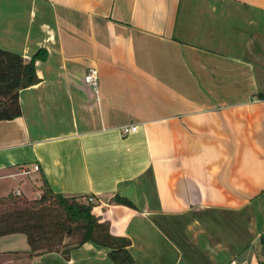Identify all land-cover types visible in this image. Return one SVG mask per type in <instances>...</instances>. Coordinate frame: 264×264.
Masks as SVG:
<instances>
[{
	"label": "crops",
	"instance_id": "0c3cea01",
	"mask_svg": "<svg viewBox=\"0 0 264 264\" xmlns=\"http://www.w3.org/2000/svg\"><path fill=\"white\" fill-rule=\"evenodd\" d=\"M0 47L47 52L21 115L0 121V197L39 198L44 173L93 197L135 264H259L264 0H0ZM75 242L31 252L25 234L1 235L0 264H114Z\"/></svg>",
	"mask_w": 264,
	"mask_h": 264
},
{
	"label": "trees",
	"instance_id": "16d2710c",
	"mask_svg": "<svg viewBox=\"0 0 264 264\" xmlns=\"http://www.w3.org/2000/svg\"><path fill=\"white\" fill-rule=\"evenodd\" d=\"M46 57V50L40 48L26 62L22 55L0 47V121L21 115L19 93L40 81L35 61ZM40 180L41 195L37 199L28 200L11 193L0 197V236L25 234L31 252L46 246L49 240L61 242L63 237L77 236L76 244L92 241L108 248V257L114 264H135L128 249L130 240L112 235L108 225L99 222L93 213V204L86 203L81 197L54 192L44 173L40 174ZM112 201L135 207L131 200L119 195ZM51 208L55 209L53 215ZM259 245V264H264V232L259 237Z\"/></svg>",
	"mask_w": 264,
	"mask_h": 264
},
{
	"label": "built area",
	"instance_id": "2783aa9c",
	"mask_svg": "<svg viewBox=\"0 0 264 264\" xmlns=\"http://www.w3.org/2000/svg\"><path fill=\"white\" fill-rule=\"evenodd\" d=\"M84 82L88 84L90 87H92L94 90L97 88L98 85V70L94 67L88 68L86 74L84 75L83 78ZM137 130V125L135 124H129V125H124L121 127V133L123 135H126L131 132H135ZM33 169L37 171L39 169L38 165H34ZM30 171L28 169H23L21 170V174H27ZM86 203H91L94 201L93 197H88L84 200Z\"/></svg>",
	"mask_w": 264,
	"mask_h": 264
},
{
	"label": "rangeland",
	"instance_id": "374dc122",
	"mask_svg": "<svg viewBox=\"0 0 264 264\" xmlns=\"http://www.w3.org/2000/svg\"><path fill=\"white\" fill-rule=\"evenodd\" d=\"M14 188H16V187L14 186ZM5 190H6V188H1V187H0V195L5 194V192H4ZM10 193L13 194V195H15V196H18L17 193H12V192H10ZM50 210H51V211H50V212H51V215H53L55 209H52V208H51ZM66 239L75 242L76 239H77V236H72V238H69V236H68V237H66ZM55 241H56V240H55Z\"/></svg>",
	"mask_w": 264,
	"mask_h": 264
}]
</instances>
